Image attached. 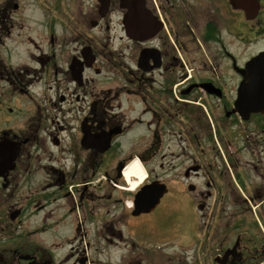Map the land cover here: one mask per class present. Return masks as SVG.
<instances>
[{
	"label": "flooded vegetation",
	"instance_id": "af4514ba",
	"mask_svg": "<svg viewBox=\"0 0 264 264\" xmlns=\"http://www.w3.org/2000/svg\"><path fill=\"white\" fill-rule=\"evenodd\" d=\"M252 1L0 0V264H91L55 247L94 216L108 247L125 223L150 254L120 264H264V108L235 106L264 52ZM134 159L137 187L122 176ZM150 187L158 205L136 214ZM187 209L204 237L169 220Z\"/></svg>",
	"mask_w": 264,
	"mask_h": 264
},
{
	"label": "rangeland",
	"instance_id": "374dc122",
	"mask_svg": "<svg viewBox=\"0 0 264 264\" xmlns=\"http://www.w3.org/2000/svg\"><path fill=\"white\" fill-rule=\"evenodd\" d=\"M249 53L250 52H248V54ZM135 180H137V179L135 178ZM129 186H130V183H129ZM125 215L122 216L123 220H126V218H127ZM180 215H182V218L185 215H188L193 220L192 226H193L194 230L198 229L199 238H202L206 235L207 229L205 227L202 228L203 223H201V226H200L199 216L195 210L192 211L191 209H187V211H182L181 213L176 211L174 214L170 215L171 217L169 218V220H171V221L175 220L176 223H181L182 218ZM223 217L224 216H223L222 212L220 211V212H218V215H216L214 218L215 225L217 226L216 232H218V233H216V236H219V237L221 235H223V233H222ZM113 218L116 219V216ZM155 219L157 221V222H155V226L158 227V228H156L157 230H160L167 221V218L164 217L163 215H161L159 212L156 213ZM98 220H99V217L94 216L93 219L88 218V220H86V222L81 223L82 226L80 227V232L79 233L76 232V235H75V237L77 236L78 238H76L75 243H73L74 241L72 240L71 245H74V247H72L71 249L69 247V244H60V245L56 244V247H55L56 257H58V258H60L59 256L63 257L66 253H68L69 250H72L74 252L77 250L78 247H80L81 250H83V248H86L87 255L92 259L91 264H108L105 262H110V264H111V262L120 264L122 262V258L126 257L128 255L136 256V257L149 256L150 255L147 253L143 254L142 249H139V248L131 249L130 248V239L128 237V230L125 227V223H116L117 228H119L124 235V240L122 241L121 239H118L116 237V234L111 235L110 238L113 241H116L117 244L111 243L112 247H108V245H107L108 240L102 238L100 236V234L98 233V230H97V227L99 225ZM109 220H110V218H109ZM76 221H77V219L75 217H72L71 223H66V225L63 228V233L65 235H68L71 233L72 228L76 225ZM108 226H110V225H108ZM103 233L107 234L109 232H107L106 230H103ZM216 236H215V238H216ZM81 238H82V240H81ZM220 238H222V237H220ZM217 245H218V243L215 245V247H217ZM153 253H156L154 255L158 254L159 257L162 256L161 251H156ZM99 259H101L102 262H100ZM65 262L66 263H64V264H71L72 261H68V262L65 261Z\"/></svg>",
	"mask_w": 264,
	"mask_h": 264
},
{
	"label": "water",
	"instance_id": "95a60500",
	"mask_svg": "<svg viewBox=\"0 0 264 264\" xmlns=\"http://www.w3.org/2000/svg\"><path fill=\"white\" fill-rule=\"evenodd\" d=\"M249 4H253V1L249 0ZM263 56H264V54L254 58V59L256 60V59L262 58ZM258 81L261 82L259 84V86L257 87L259 90L258 93H260V95H261L260 97L264 98V79H258ZM239 98H241V94L239 95ZM240 106L242 108H245V107L248 108L249 107L252 110H256V109H259L261 106H264V100L260 101V99H258L257 101L251 102V101H246L244 99L239 101V99H238V101H237L238 109H240ZM158 189L159 188H157V187H154V188L150 187L149 189L141 191L137 195L136 200H135V204H136L135 213L136 214H139L140 212L150 211L157 205V203L159 202L160 197L162 195V192L160 191L161 189L160 190H158Z\"/></svg>",
	"mask_w": 264,
	"mask_h": 264
},
{
	"label": "bare ground",
	"instance_id": "6f19581e",
	"mask_svg": "<svg viewBox=\"0 0 264 264\" xmlns=\"http://www.w3.org/2000/svg\"><path fill=\"white\" fill-rule=\"evenodd\" d=\"M260 96V93L255 94L256 98H260ZM134 175L138 176V180L133 182V186L137 187L138 184L145 178V172L141 163L137 159L133 160L131 164L129 163L127 168L124 170V176L127 180H131Z\"/></svg>",
	"mask_w": 264,
	"mask_h": 264
}]
</instances>
